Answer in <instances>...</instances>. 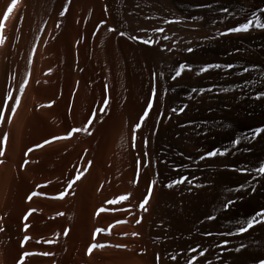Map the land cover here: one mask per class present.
I'll return each instance as SVG.
<instances>
[{
    "label": "bare ground",
    "instance_id": "1",
    "mask_svg": "<svg viewBox=\"0 0 264 264\" xmlns=\"http://www.w3.org/2000/svg\"><path fill=\"white\" fill-rule=\"evenodd\" d=\"M21 1L0 30V264H262L264 223L238 228L264 211L255 172L264 132L225 156L201 157L264 127V30L222 35L264 0H168L198 37L178 55L166 48L172 30L161 5ZM10 3L0 0V20ZM181 64L232 68L175 80L167 72ZM20 88L17 104L2 106ZM170 99L184 108L175 120ZM177 127L189 138L174 168L166 154ZM185 176L191 183L165 187ZM229 199L236 203L225 212ZM93 244L103 247L89 252Z\"/></svg>",
    "mask_w": 264,
    "mask_h": 264
},
{
    "label": "snow or ice",
    "instance_id": "2",
    "mask_svg": "<svg viewBox=\"0 0 264 264\" xmlns=\"http://www.w3.org/2000/svg\"><path fill=\"white\" fill-rule=\"evenodd\" d=\"M18 3V0H11V4L8 6V9L7 11L4 13V20H0V30L3 29V26H4V21H6L8 19V15L9 13H11L13 11V8L17 5ZM225 11H227V9H225ZM261 12L264 13V9H261ZM63 13H61L62 15ZM181 21L179 20H170V21H167V23H180ZM103 23V22H102ZM253 25L257 28V29H261V30H264V20L260 19V18H257V17H253V19H250L247 21V23H244L242 24L240 27H232L228 30V32H225V33H222V35H228V34H232V33H235V34H239V33H247L250 31V29L253 27ZM109 32H112V31H115V29L113 28H109L108 29ZM157 31L159 32H163L164 30L163 29H157ZM119 35L121 36H125L126 33L121 31L119 33ZM131 39L133 40H136L138 39L137 37L135 36H132L130 37ZM3 39L4 37L2 35H0V43L3 42ZM164 39H168L167 36L164 37ZM141 43H144V44H148V45H151L153 43V40L152 39H144V40H140ZM188 52H192L193 49L192 48H188L187 49ZM222 67H227V68H232V65H220V64H209L207 66H204V67H201L199 69V72L200 73H203V72H206V71H209L210 69H220ZM184 71H191V68L188 66V65H185V64H181L179 65L178 67V70L176 71L175 75L176 77L180 76L182 74V72ZM244 71H248V69H244ZM193 91H198L196 89H193ZM208 91H211V89H209ZM10 99L12 98L11 96L9 97ZM259 98V97H257ZM152 99H155V91L152 92ZM105 106H107V99L105 100ZM152 107V103L149 102L148 104V108L150 109ZM173 112H176V113H179V112H183L184 111V108L181 107L179 109H175L173 108L172 109ZM148 115V112L145 111L140 117H139V120L138 122L134 125V133L136 130H138L141 125L143 124L144 122V119L145 117ZM4 120V117L3 116H0V123H2ZM91 122V121H89ZM78 131H81V129H72L68 135L70 136L72 134V132H78ZM262 132H264V127H256L255 129L252 130L251 134H241V136H238V137H235L232 141H230V145H226L224 146L223 150H221L220 148H216L214 150H211L209 152H207L205 154V156H202L201 159H204V158H212V157H216V156H225L228 151H229V147H235L236 145H239L241 140H249V139H254L256 136L260 135ZM88 134H91L90 132ZM66 137H58V139H64ZM7 140V136L5 135L4 137L0 138V144L6 142ZM49 141H45V143H48ZM29 151H31V149H29ZM0 155H3V152H0ZM241 172H250L252 171L251 169H240ZM255 172L259 174V176L261 177H264V164H261L260 166H258L256 169H255ZM77 179H79V177L77 176ZM185 181H188V177H182L180 179H176V180H173L171 181L170 183L166 184L165 187H168V188H172L174 187L175 185L177 184H182L184 183ZM189 183H191V181H188ZM155 183V182H153ZM199 186V185H197ZM69 187H71V184H69ZM244 189V185H240L239 188H236V189H228V191H241ZM254 190V189H253ZM151 194V189H149V192H148V195L150 196ZM29 199H31V197H29ZM127 199L126 196H121L120 197V200L123 201ZM147 203V198H145L140 204H139V208L141 210H146L144 208L145 204ZM236 203L235 200H231L229 199L227 202H223L221 204V207L223 209V211H228V209L233 206L234 204ZM207 219L209 220H214L216 219L215 216H208ZM124 221H120V223H123ZM139 222V221H137ZM259 223H264V211H256L253 215H251L250 218H247L245 220H243L238 228V234H243L247 231H249L250 229H252L256 224H259ZM66 234V233H65ZM210 234V233H209ZM137 234L136 233H133V236H136ZM25 240L28 239V237H24ZM103 247V245H96V244H93L89 247L88 251L91 252L92 251V248H95V247ZM111 246V245H109ZM116 247H120V246H116ZM237 252H239L241 249L240 248H237L235 249ZM31 255H48V253H32V252H25L24 253V256H31ZM201 255H203V252H201ZM158 259V258H157ZM173 259H175V257H173ZM18 264H24V261H23V257L19 260ZM191 264H195V262H191ZM262 264H264V262H262Z\"/></svg>",
    "mask_w": 264,
    "mask_h": 264
},
{
    "label": "rangeland",
    "instance_id": "3",
    "mask_svg": "<svg viewBox=\"0 0 264 264\" xmlns=\"http://www.w3.org/2000/svg\"><path fill=\"white\" fill-rule=\"evenodd\" d=\"M20 1L21 0H19V2H18L19 5H23L22 1L21 2ZM150 1H152V0H134L133 1V5H155V4L159 5V6L161 5L160 8L163 10V15H165L164 16L165 20H167V21L180 20L181 21L180 23H167V21H165L168 24V27L172 30V31L170 30L172 32V37H171L170 41L167 40L166 48L170 47L172 49V50H170V52L172 51V53H174L175 55H178L180 53H185V52L187 53L188 51L186 49L193 48L192 44L195 43L198 40V37L196 35H194L195 33L190 31V30H188V29H191V30L193 29V27H194L193 24L194 23L185 21L183 17L177 16L176 10L173 9L174 7L170 3V1L168 2V0H153L152 2H150ZM263 6L264 5H251V11L252 12L251 11L249 12V15L246 18V20L248 21L250 19H253L254 16L264 20V18L260 16L261 9H263ZM204 13H205V11H203L201 9L198 14L199 15H203ZM178 17H179V19H178ZM247 21H246V23H247ZM179 26H181V27H179ZM251 30L257 31L259 29H257L253 25V27L250 29V31ZM43 32L44 31H42L39 34L40 38H38V40L43 38V36L45 34V32L44 33ZM170 42H171V44H170ZM167 73L175 80L176 79L177 80H181L180 78H185V77L197 79L200 75L203 74V73H200L199 70H193V69H191L190 72L189 71L182 72L183 74H181L178 77H176V75H175V73H176L175 69H169ZM22 91H23V88L21 90H19L20 93H18V91H16V95H14V94L12 95V92L10 91L9 94H8V97H6V98H8L9 101L7 99L3 100L2 106L6 105V103L11 102V101H13L14 104L16 105L18 100H19V97H20L19 94H21ZM10 96L11 97L13 96L14 98L12 97L10 99L9 98ZM14 104H13V106H14ZM170 106L171 107H170L169 119L171 118L170 120H175L178 117H180V112L176 113V112L172 111L173 108L178 109L177 106H176V103L173 101V99H170ZM183 130H185V129L178 128V127L175 128V129L173 128V133H170L171 135L169 137V140L171 139V144L168 146V150H167L168 154H166V157H167L166 159H167V161L169 160V162L172 163L171 164L172 166L174 165L173 166L174 168H178V166H179L177 163L174 164L175 161H176V157L179 154V147L180 146L184 147L185 145H186L185 147H188V144H186V142L188 140L187 138H189V135L187 134L186 130L185 131H183ZM181 132H182V134H181ZM183 138H184V143L182 142ZM180 143L184 144V145H181ZM179 155H182V154H179ZM194 184H196V183L193 182V185ZM195 186H197V184ZM145 196L146 197L148 196V189L145 191Z\"/></svg>",
    "mask_w": 264,
    "mask_h": 264
}]
</instances>
